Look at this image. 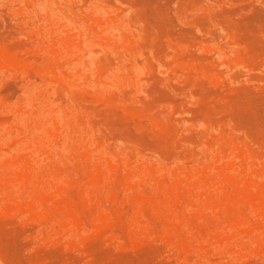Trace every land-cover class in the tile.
Segmentation results:
<instances>
[{
	"label": "rangeland",
	"instance_id": "1",
	"mask_svg": "<svg viewBox=\"0 0 264 264\" xmlns=\"http://www.w3.org/2000/svg\"><path fill=\"white\" fill-rule=\"evenodd\" d=\"M2 53L0 264H264V0H0ZM94 166L113 227L39 216ZM174 184L184 221L131 197ZM225 192L245 209L196 212Z\"/></svg>",
	"mask_w": 264,
	"mask_h": 264
},
{
	"label": "bare ground",
	"instance_id": "2",
	"mask_svg": "<svg viewBox=\"0 0 264 264\" xmlns=\"http://www.w3.org/2000/svg\"><path fill=\"white\" fill-rule=\"evenodd\" d=\"M0 61H2V63H7V64H14L15 63V60L13 58L9 57V55H7L5 53L0 54ZM32 167H33V163H31V162L25 164V167H24V170L22 171V173L21 174H17L15 177L17 179L30 180V178H32V174H33V168ZM114 172H115V167L114 166H110L107 170L104 168V166H94V167L89 168L88 173H89L90 183H89V186H86L83 189H81L82 195H80V199L79 200H73V199L69 198L68 195H64L61 191L58 192V195H42L43 197L50 199V201L52 202V208L50 210H42L41 211L38 208V206H37V209H39L38 211H41L39 213V216L41 218H44V219H48L49 218L51 220H53V219L55 220L56 218L59 217L60 222L62 224H64L66 227L71 228L73 230H80L82 228V226H83L82 217L84 216V213L86 211H90L93 214V216H94L93 223L96 225L97 229H99L101 227H104V226L113 227L115 225V221L111 217L110 213L104 208V200L105 199H111V200L114 201L116 199V193H115L114 190H111L110 192H108L107 195H96V192H94V188H96L98 186L99 182L103 178L106 177L107 173H114ZM37 176H38V180H39V184L38 185H41V182L43 183V180L45 178H49L48 176H42V174H39ZM13 177L14 176L9 177V178L12 181H14V179H16V178L13 179ZM4 179H2V180H4ZM10 179H6L5 181L10 180ZM51 179L52 180L53 179L54 180H56V179L59 180L60 176L58 174H52L51 175ZM232 181L235 182V179L232 180ZM232 181L230 180V184L234 183ZM14 182H16V180ZM64 182L66 183V181H64ZM226 182H227V180H226ZM228 182L226 183L227 185L229 184ZM2 183H3V181H2ZM4 183H6V182H4ZM235 185L237 186V184H235ZM245 186H246V184H245ZM247 186L251 187L250 185H247ZM230 187H233V186L230 185ZM243 188H245V187H243ZM126 189L129 191V184H126ZM181 189H182L181 186H177L176 184H174V186H173V188L171 190L172 192H170V194L166 193V194H168L166 196V198H168L167 201H166L167 203L164 202L165 200L161 196H160L161 198H159V195L151 197V196L144 195L143 193L139 192L138 195H131V197H132L133 201L135 202V204L138 207L140 212L142 211V209L144 207H148L157 216H163V217H166V218H168V216H170V217L174 218L177 222L178 221L180 222V221H184L185 219H187L185 217L186 213H189L190 211H192L189 203H187V201H186L185 195L181 194ZM223 189H224V187H223ZM234 189L235 188H233V190ZM240 189H242V187H240ZM240 189H238V190L241 191ZM248 189L249 188L246 187L244 190L243 189L242 190L243 191L246 190V192H247ZM222 191H223V195H225L224 194V190H222ZM225 193H227L226 196H225V197H227L228 192H225ZM229 193H231V192H229ZM249 193L251 194L252 192H249ZM249 193L247 195H245V192H244L243 193L244 195H242V198H241L239 196L242 193L237 192V194L239 195L238 196L239 198H236L237 197L236 195H235L236 197L235 196L233 197V198H236V201L234 199H232V201H231L230 198H232L231 196L233 194L232 195L229 194L231 196L227 197L226 199L224 197L223 198L224 201L222 199L221 204H218L221 199H219L218 203L215 200V201H213L214 204H210V203L207 204L206 203L207 205L206 204L201 205V207L196 209V212H203V210L205 212V210L207 208H209V210L213 209L212 211H216L215 216H217V214H218V216L220 215L219 213H217V211L221 212L222 216H224L227 213H223V212H225L227 210H230V209H234L235 210V208H236L237 212H238V210H240V211L242 210L243 211V208L245 209V207H244L245 204L242 205L243 203L241 201H239L240 198H241V200L243 202H246L249 205V207H250V201L252 202L253 200H255L252 197L254 195H249ZM223 195H221V197H223ZM253 204L251 203V206ZM239 206H241V207H239ZM257 206L254 205L253 207L256 208ZM259 208H260V206H259ZM18 210L20 211L19 208H18ZM18 210L16 209L15 212H17ZM211 210H210V212H211ZM240 211H239V213L242 212V211L241 212ZM229 213L230 212H228V214ZM200 214H202V213H200ZM212 214H214V213L212 212ZM230 214H232V213H230ZM236 216H237V214H236ZM225 217H227V216H225ZM231 217H233V216H231ZM219 218H221V215L219 216ZM245 219L246 218L244 217V220ZM246 222H247V219H246ZM236 223L237 222H235V224ZM237 224L240 227L241 224H239V223H237ZM243 225H245V224H243ZM210 226H207V224L204 225V227H206V228H208ZM212 227L213 226H211L208 229L210 230ZM214 228H217V227H215V224H214ZM214 228L211 229V230L215 231L216 229H214ZM247 228H251V227L248 226ZM197 229H198V227H197ZM198 231H199V229H198ZM252 231H254V230H252ZM252 231H250V232H252ZM213 237L215 238V236H213ZM213 239H211V240L214 241Z\"/></svg>",
	"mask_w": 264,
	"mask_h": 264
}]
</instances>
